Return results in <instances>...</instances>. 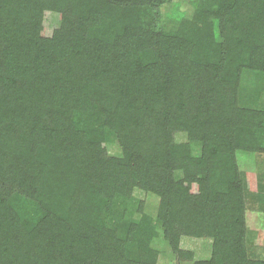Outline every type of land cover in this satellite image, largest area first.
<instances>
[{
	"label": "trees",
	"instance_id": "trees-1",
	"mask_svg": "<svg viewBox=\"0 0 264 264\" xmlns=\"http://www.w3.org/2000/svg\"><path fill=\"white\" fill-rule=\"evenodd\" d=\"M172 1L0 0V264H157L135 189L160 198L180 257L184 234L213 240L195 264H264L245 253L237 162L264 128L239 101L243 73H264V0H202L174 32Z\"/></svg>",
	"mask_w": 264,
	"mask_h": 264
},
{
	"label": "rangeland",
	"instance_id": "rangeland-1",
	"mask_svg": "<svg viewBox=\"0 0 264 264\" xmlns=\"http://www.w3.org/2000/svg\"><path fill=\"white\" fill-rule=\"evenodd\" d=\"M202 0H173L163 5L160 9L159 27L166 31H175L183 21H193L199 3ZM59 16L47 13L44 21L47 34L50 36L59 25ZM219 39V33L217 31ZM239 101L242 107L264 112V73L257 71H245L241 78ZM258 136L259 148L257 151H238L237 162L244 185L245 195V219H246V250L249 259L264 260V128ZM106 146L109 157H120V148L117 136L106 132ZM174 140L177 144H190L193 155L200 154V145L190 143L184 132H176ZM183 171L175 173L176 180L181 179ZM135 209L143 205L144 213L153 218V226L156 234L151 245L158 252L157 264H195L197 261L210 260L213 254V240L207 236L196 237L181 235L179 250L183 257L176 254L174 249L164 238L162 225L157 222V213L160 206V198L150 192L135 189L132 192ZM142 213L129 212L127 219L138 222Z\"/></svg>",
	"mask_w": 264,
	"mask_h": 264
}]
</instances>
